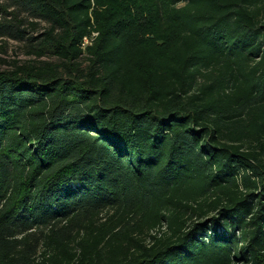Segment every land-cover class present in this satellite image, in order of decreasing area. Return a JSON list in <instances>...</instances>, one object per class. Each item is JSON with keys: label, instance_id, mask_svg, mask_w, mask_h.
<instances>
[{"label": "trees", "instance_id": "trees-1", "mask_svg": "<svg viewBox=\"0 0 264 264\" xmlns=\"http://www.w3.org/2000/svg\"><path fill=\"white\" fill-rule=\"evenodd\" d=\"M4 1L0 264H264V0Z\"/></svg>", "mask_w": 264, "mask_h": 264}, {"label": "rangeland", "instance_id": "rangeland-1", "mask_svg": "<svg viewBox=\"0 0 264 264\" xmlns=\"http://www.w3.org/2000/svg\"><path fill=\"white\" fill-rule=\"evenodd\" d=\"M4 3H6L4 0H0V22H2L3 19H11L9 14L12 12L11 10H5ZM44 28L45 27L42 25H37L34 28V31L37 30V32L33 33L32 36L36 37L43 33ZM27 29V33L31 32V29ZM24 50L25 48L23 42L14 41L0 36V71L10 70L14 65L26 64L29 60L24 55Z\"/></svg>", "mask_w": 264, "mask_h": 264}]
</instances>
